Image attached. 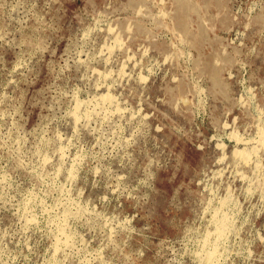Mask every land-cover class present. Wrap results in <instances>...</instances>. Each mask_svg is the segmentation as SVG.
I'll list each match as a JSON object with an SVG mask.
<instances>
[{"label":"rangeland","instance_id":"374dc122","mask_svg":"<svg viewBox=\"0 0 264 264\" xmlns=\"http://www.w3.org/2000/svg\"><path fill=\"white\" fill-rule=\"evenodd\" d=\"M263 32L264 0H0V264H264Z\"/></svg>","mask_w":264,"mask_h":264},{"label":"bare ground","instance_id":"6f19581e","mask_svg":"<svg viewBox=\"0 0 264 264\" xmlns=\"http://www.w3.org/2000/svg\"><path fill=\"white\" fill-rule=\"evenodd\" d=\"M217 5V4H216ZM168 6V5H167ZM211 6V5H210ZM213 6V5H212ZM220 6V5H219ZM218 6V7H219ZM239 7H240V5H239ZM217 8V7H216ZM211 9V8H210ZM159 10V9H158ZM241 11V10H240ZM238 12V11H237ZM159 13V12H158ZM162 13V12H161ZM206 13V12H205ZM217 14V13H216ZM204 15V14H203ZM206 15V14H205ZM240 15V14H239ZM253 15H254V13H253ZM256 15V14H255ZM259 15V14H258ZM164 16V15H163ZM207 16V15H206ZM261 16V15H260ZM263 16V15H262ZM204 18V17H203ZM212 18V17H211ZM235 18V17H234ZM236 19V18H235ZM253 19V18H252ZM170 20V19H169ZM165 21V20H164ZM170 22V21H169ZM253 22V21H252ZM209 23V22H208ZM216 23V22H215ZM180 24H182V23H180ZM244 24V23H243ZM208 26V25H207ZM206 26V27H207ZM223 26V25H222ZM224 27V26H223ZM229 27V26H228ZM244 27V26H243ZM226 27H224V29H225ZM227 29V28H226ZM231 29V28H230ZM237 30V29H236ZM192 32V31H191ZM230 32V31H229ZM243 33V32H242ZM207 34V33H206ZM263 34H264V32H263ZM237 35V34H236ZM215 39V38H214ZM222 42V41H221ZM216 48V47H215ZM245 48V47H244ZM249 49V48H248ZM253 51V50H252ZM254 52V51H253ZM257 52V51H256ZM252 53V52H251ZM247 54V53H246ZM216 55V54H215ZM228 57V56H227ZM169 58V57H168ZM226 58V57H225ZM241 58V57H240ZM243 59H244V57H243ZM233 62V61H232ZM219 64V63H218ZM231 64V63H230ZM258 64V63H257ZM232 65V64H231ZM219 66H221V65H219ZM243 66V65H242ZM247 66V65H246ZM216 67V66H215ZM248 67V66H247ZM260 67V66H259ZM240 68V67H239ZM242 68H245V66L244 67H242ZM217 69V68H216ZM249 69V68H248ZM252 69V68H251ZM242 69H240V71H241ZM217 71V70H216ZM244 71V70H243ZM242 71V72H243ZM231 74V73H230ZM229 76V75H228ZM250 76V75H249ZM263 76V75H262ZM231 78V77H230ZM204 80V79H203ZM240 81V80H239ZM230 83V82H229ZM240 83V82H239ZM245 83V82H244ZM243 84V83H242ZM247 84V83H246ZM237 85V84H236ZM249 85V84H248ZM245 86V85H244ZM263 87V86H262ZM241 88V87H240ZM232 89V88H231ZM237 89V88H236ZM249 90H250V88H249ZM262 90V89H261ZM203 91H206V90H204L203 89ZM245 91V90H244ZM247 93V92H246ZM245 94V93H244ZM241 95V94H240ZM239 95V96H240ZM250 96V95H249ZM209 97V96H208ZM207 97V98H208ZM101 99L100 100H104V99H106V100H110L111 99V95L109 94V93H105V94H103L102 95V97H100ZM248 98V97H247ZM197 99V98H196ZM200 99V98H199ZM202 99V98H201ZM251 99V98H250ZM249 100V99H248ZM113 101V100H112ZM207 101V100H206ZM202 101L200 100V102L199 103H201ZM203 104V103H202ZM204 105H202V107H203ZM244 106V105H243ZM251 107H253V106H251ZM199 108H200V106H199ZM240 108V107H239ZM256 108H257V106H256ZM202 109V108H201ZM203 109H205V107L203 108ZM206 109H208V108H206ZM210 110V109H209ZM260 112H261V110H259ZM254 112V111H253ZM257 112V111H256ZM209 113V112H208ZM210 114V113H209ZM212 115V114H211ZM220 115V114H219ZM254 116V115H253ZM256 117V116H255ZM200 121V120H199ZM243 121H245V120H243ZM262 120L260 119V122H261ZM263 121H264V118H263ZM209 122V121H208ZM236 122V121H235ZM259 122V123H260ZM225 123H226V121H225ZM224 123V124H225ZM254 123V122H253ZM205 124V123H204ZM212 125V124H211ZM245 125V124H244ZM252 125V124H251ZM224 126H226V125H224ZM247 126V125H246ZM227 127H229V125L227 126ZM232 128V127H231ZM260 128V130H261V127H259ZM198 129H200V128H198ZM221 129V128H220ZM228 130H229V128H228ZM232 130H233V128H232ZM259 131V130H258ZM264 131V130H263ZM263 131H259V132H263ZM217 132V131H216ZM219 132V131H218ZM223 132V131H222ZM229 132V131H228ZM245 132V131H244ZM254 132V131H253ZM217 134V133H216ZM222 134V133H221ZM233 134V133H232ZM263 134V133H262ZM237 135V134H236ZM264 135V134H263ZM262 135V136H263ZM212 136V135H211ZM232 136H235V135H232ZM242 136V135H241ZM260 137V141H259V143H260V145L262 146V147H264V137ZM216 137V136H215ZM214 137V138H215ZM246 137V136H245ZM245 137H244V139H245ZM259 138V137H258ZM255 139V138H254ZM259 140V139H258ZM237 142H238V140H237ZM217 143H220V142H217ZM223 143V142H222ZM240 143V142H239ZM238 143V144H239ZM252 143H254V142H252ZM221 144V143H220ZM256 144V143H255ZM216 145V144H215ZM221 146H223V145H220V147L218 146V148H221ZM248 146V145H247ZM225 148H226V146H224ZM256 147V146H255ZM201 149V148H200ZM251 149V148H250ZM255 149V148H254ZM227 150V149H226ZM245 150V149H244ZM256 150V149H255ZM254 151V150H253ZM251 152V151H250ZM236 154H237V156L238 155H240L242 158H244V160H246V161H249V159H250V154L251 153H245L244 151H243V149H241V150H236ZM235 154V155H236ZM234 155V156H235ZM225 156V155H224ZM223 156V157H224ZM222 157V158H223ZM255 157V156H254ZM234 158V157H233ZM239 160V159H238ZM237 160V161H238ZM243 160V161H244ZM251 160V159H250ZM263 160V159H262ZM221 161V160H220ZM226 161V160H225ZM257 161V160H256ZM255 162V161H254ZM259 162V161H258ZM242 163V162H241ZM248 163V162H247ZM254 165H255V163H254ZM249 166H251V164L249 165ZM255 167H258L259 168V166H258V164H256V166ZM206 182V181H205ZM207 183V182H206ZM206 185V184H205ZM212 185V184H211ZM206 187V186H205ZM211 188V187H210ZM203 189H204V187H203ZM205 190H207V189H205ZM220 194V193H219ZM218 194V195H219ZM222 195V194H221ZM220 195V196H221ZM208 196H210V195H208ZM209 207H210V205H209ZM218 208V207H217ZM209 209V208H208ZM225 209V208H224ZM219 210H220V208H219ZM212 211V210H211ZM220 212V211H219ZM229 212V211H228ZM218 214V213H217ZM226 214V213H225ZM228 214V213H227ZM218 216H219V214H218ZM224 216V215H223ZM226 216V215H225ZM227 217V216H226ZM226 219H229V218H226ZM233 220V219H232ZM234 221V220H233ZM212 222V221H211ZM235 222V221H234ZM230 223V222H229ZM209 224V223H208ZM236 224V223H235ZM213 225V224H212ZM187 226H189L190 227V225L189 224H187ZM199 226H200V224H199ZM207 226V225H206ZM227 227V223H226V220H225V218L224 219H222L221 220V224H220V230H219V232L218 233H220V234H222L223 232H224V230H225V228ZM234 227H235V225H234ZM204 228V227H203ZM229 228V227H228ZM242 228V227H241ZM251 228V227H250ZM186 229V228H185ZM184 229V230H185ZM227 229V228H226ZM230 229H231V227H230ZM233 229V228H232ZM199 230V229H198ZM204 230H206V229H204ZM203 230V231H204ZM218 230V229H217ZM235 230V229H234ZM249 230V229H248ZM226 231V230H225ZM184 232V231H183ZM192 231H190V233H191ZM213 232V231H212ZM244 232V231H243ZM249 232H250V230H249ZM187 233V232H186ZM189 233V234H190ZM208 233V232H207ZM215 233V232H214ZM227 233V232H226ZM225 233V234H226ZM239 233V232H238ZM234 234V233H233ZM193 235V234H192ZM200 235V234H199ZM202 235V234H201ZM224 235V234H223ZM245 235V234H244ZM248 235V234H247ZM186 236V235H185ZM191 236V235H190ZM189 236V238H191ZM206 236H209V234L207 235L206 234ZM237 236H239L238 234H237ZM182 237V236H181ZM216 237V236H215ZM214 237V238H215ZM223 237V236H222ZM226 237V236H225ZM228 237V236H227ZM197 238V237H196ZM213 238V237H212ZM179 239H181V238H179ZM187 239V238H186ZM198 239V238H197ZM217 239V238H216ZM218 239L219 240H221V237H218ZM199 240V239H198ZM201 240V239H200ZM210 240H211V238H210ZM234 240V239H233ZM176 241V240H175ZM178 242V244L179 243H181L180 241H177ZM221 243H222V241H220ZM230 242V241H229ZM239 242H241V241H239ZM201 243V242H200ZM207 243V242H206ZM63 244V243H62ZM67 244V243H66ZM183 244V243H182ZM211 244V243H210ZM214 244H215V242H214ZM218 244V243H217ZM229 245H231V244H229ZM61 246V245H60ZM204 246H207V245H204ZM59 247V246H58ZM219 247V246H218ZM220 247H222V246H220ZM61 248V247H60ZM232 248V247H231ZM59 249V248H58ZM179 249V248H178ZM187 249H188V247H187ZM218 249V248H217ZM222 249V248H221ZM252 249V248H251ZM190 250V249H189ZM214 250H216V249H214ZM226 250H228V249H226ZM181 251V250H180ZM231 251V250H230ZM188 252V251H187ZM187 252H185V253H187ZM216 252H217V250H216ZM216 252H214L215 254H216ZM227 252V251H226ZM179 253V252H178ZM189 253V252H188ZM220 254V253H219ZM228 254V253H227ZM179 255V254H178ZM221 255V254H220ZM184 256V255H183ZM186 256V255H185ZM211 256H213V254H211ZM223 256V255H222ZM193 257V256H192ZM173 258V257H172ZM171 258V259H172ZM213 258V257H212ZM170 259V258H169ZM176 259V258H175ZM185 259V258H184ZM211 259V258H210ZM173 260V259H172ZM180 260V259H179ZM191 260V259H190ZM203 261H204V259H202ZM202 260H200V261H202ZM221 260V259H220ZM199 261V262H200ZM170 262V261H169ZM175 262V261H174ZM185 262V261H184ZM190 262V261H189ZM196 262V261H195ZM210 262V261H209ZM212 262V261H211ZM172 263H173V261H172ZM183 263V262H182ZM192 263V262H191ZM204 264V263H203ZM206 264V263H205Z\"/></svg>","mask_w":264,"mask_h":264}]
</instances>
